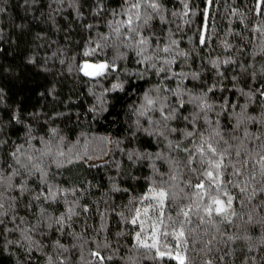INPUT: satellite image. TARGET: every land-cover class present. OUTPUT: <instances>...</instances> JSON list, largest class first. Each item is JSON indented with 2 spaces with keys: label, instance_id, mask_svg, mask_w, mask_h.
<instances>
[{
  "label": "trees",
  "instance_id": "obj_1",
  "mask_svg": "<svg viewBox=\"0 0 264 264\" xmlns=\"http://www.w3.org/2000/svg\"><path fill=\"white\" fill-rule=\"evenodd\" d=\"M159 3V13L143 5L140 9L142 19L152 16L141 33L149 37L148 54L153 60L138 64L134 48L121 46L124 59L116 61L118 71L97 81L85 77L79 65L86 59L112 60L115 51L105 47L93 57L82 53L90 41L94 47L101 42V35H111L110 24L127 18L124 10L128 5L123 0H0L4 9L0 12V176L7 178L19 169L10 155L17 146H23L22 162L27 155L34 160L40 158V166L47 172L42 178L39 172L29 174L20 169L11 182L25 183L29 191L21 195L13 188L0 197L8 211L3 217L5 223L0 224V264H48V257H52V264H176L167 258L153 259L154 249L134 248L140 223L134 226L128 222L135 208L154 203L140 198L154 186L153 181L160 184L161 174L165 180L176 174L178 180L166 186L176 192L184 188L189 195L192 190L185 187V182L195 183L198 175L183 167L187 152L168 147L171 141L191 150L194 141L199 143L198 137L185 139L179 131L169 133L158 110L144 117L133 111L143 103L144 93L156 87L179 89V99L184 101L207 93V103L213 105L207 118L232 145L231 155L224 162L240 166L247 161L245 179L252 171L259 179L260 155H264V0ZM168 46L170 53L156 51ZM164 60L173 61L164 65L171 69L168 75H184L162 80L165 74L156 75L149 64L155 62L160 67ZM213 61L219 66L214 67ZM141 72L143 78L138 75ZM193 73L198 74L197 79H193ZM115 83H122L123 89L110 90ZM213 85L214 90L207 92ZM162 94L168 97L170 106L179 107L177 96ZM168 111L165 109V114ZM199 111L196 105L186 103L178 118L167 122L168 127L192 130L182 117L192 120ZM238 114L246 119L236 128ZM203 117L201 113L195 128L207 136L211 129ZM52 129L57 130L55 138ZM161 131L164 135L159 134ZM44 142L50 144L53 153L63 151L65 155L41 158ZM215 146L221 150L228 147L223 141ZM69 149H74V154ZM88 150L92 154L97 150L96 155L82 154ZM236 151L241 152L239 158ZM134 153L142 154L141 158L133 155L129 159ZM49 188L57 192L55 201L44 196L33 199L41 192L48 195ZM232 193L237 197L233 202L237 216L230 227L219 224L217 231L210 224L197 225L195 215L193 223L185 225L187 244L182 248L186 247L188 264H205L208 260L213 264H264V207H260L264 194L248 203L237 189ZM10 201L13 208H8ZM188 203L182 200L178 207ZM178 207L166 208V214L175 218ZM41 209L45 210L43 214ZM149 210L152 212L151 207ZM14 214L15 222L11 219ZM61 216L62 226L55 222ZM145 218L154 223L157 217L152 212L148 217L141 216V220ZM17 224L28 229L31 242L25 241L20 231H7ZM192 228L195 232L190 233ZM228 235L235 239L228 241ZM161 238L176 250L172 236ZM9 239L19 240L21 246L6 244ZM96 252L102 260L93 255Z\"/></svg>",
  "mask_w": 264,
  "mask_h": 264
},
{
  "label": "snow or ice",
  "instance_id": "obj_2",
  "mask_svg": "<svg viewBox=\"0 0 264 264\" xmlns=\"http://www.w3.org/2000/svg\"><path fill=\"white\" fill-rule=\"evenodd\" d=\"M128 7L124 10L127 18L123 21H117L115 25H109L111 28V35H101L100 43H95V46L92 45V41L89 42L90 46L86 48L82 55L84 57H93L96 55L97 50L103 51L105 47L112 48L115 51V56L112 60L104 59L100 61L93 60H84L82 64L79 65V71L83 73L85 77H88L92 80L99 81L100 79H105L109 75L118 71V65L116 63L117 60L124 59V54L120 52V47H131L135 50V55L139 57L136 60L138 64H144L146 61L151 62L153 60V55L148 54V48L150 47L149 37L144 36L141 33V28L145 25H148L149 21L152 19L151 15L145 16L143 19L141 17L140 9L143 6L150 8L153 12L159 13L161 11V4L159 0H123ZM211 2V0H210ZM185 7L187 5L185 4ZM102 10V8L100 9ZM4 9L0 7V12H3ZM99 14V11L97 12ZM115 14V13H114ZM163 16H161V21L163 22ZM140 22V23H137ZM88 27H91L89 25ZM124 29V31H122ZM112 37H115L113 39ZM206 41L203 37L200 39V43L204 44ZM172 44H175L176 41H172ZM157 52L162 51L164 53H170L172 51L171 47H163L162 49H157ZM179 55H183V53H179ZM158 58V57H157ZM173 63L172 60H164L160 67H157L155 62L149 64L152 69H155V74L160 75L164 73L162 76V80H170L176 76L184 75L183 73H175L172 72L171 75H168L171 72L170 68H166L164 65H171ZM213 66L218 67L219 63L217 61H213ZM224 63H228V61H224ZM140 78H143V72L138 73ZM223 75V74H221ZM193 79L198 78V74H192ZM215 88V85L209 87L207 92H212ZM122 90V83L112 84V91ZM109 89H105L108 91ZM163 92H171L172 95L178 97L179 107L170 106L168 103V97L163 95ZM155 93V95H153ZM261 95L264 96V92H261ZM181 93L179 89L171 90L168 88L156 87L154 89H150L149 91L144 93L143 103L139 108H135L133 111L138 117L147 116L148 113L153 111H159L164 128L167 129L169 133L181 132L185 139L198 137L199 143H195L194 148H180L179 144L173 145L171 141L168 143L169 149L176 151L177 149L187 152L188 155L185 159V163L183 165L184 168L190 174H198L196 178V182L193 183L191 180H187L185 182V187L191 189V195L185 192L184 188H180L179 192L170 191L166 186L169 181L176 182L178 180V176L173 174L168 177L167 180L163 178V174H161V181L159 185H156V182L153 181V187L149 188L148 193L141 197V201L148 200L154 201V203L150 204L151 210L156 214V221L152 223V232L150 236L142 235L145 231L144 229V221L141 220V216L148 217L149 215V207L143 208H135L134 215L128 221L132 225H137L140 223V231L135 232V241L136 243L133 245L134 248H143L146 250H155V256L153 259L164 260L165 258L169 260L176 261V264H188L187 256L184 254L186 252V247L182 248V244L186 246L187 240L185 225L192 224V216H198L197 225L210 224L216 228L217 231H220L218 225L219 224H227L229 227L233 223V217L237 216V212L233 208V202L237 199L236 196L233 195L232 189H237L238 192L247 198L248 203H251L253 199L257 196H261L264 194V155H260V169H259V179H257V174L255 171H252L248 174V178L245 179L244 167L247 165V161L241 162L240 166L236 164L228 163L226 164L225 159L231 155L229 149L232 145L228 144V141L224 140L221 132L217 128H212V121L208 120L207 112L213 109V105L207 103V93L203 96H195L190 97L188 101H184L183 99H179ZM186 103H192L196 105L200 109L199 112H196L192 118L189 120V117H182L183 120L188 121L192 125V130L178 129V128H169L167 122L173 119L178 118L179 110L185 107ZM158 106V108H157ZM232 107H235L233 105ZM165 109H169L168 113L165 114ZM204 113L205 123L208 124L209 129H211L207 136L204 135L203 132L197 131L195 128L196 121L200 119V114ZM246 117L243 114H238L237 123L235 125L236 128H239L241 124L245 122ZM247 119H252L251 117H247ZM137 126L139 127V120L136 121ZM160 123V122H157ZM218 123V122H217ZM144 131L148 132L147 129ZM150 135L152 133H149ZM160 135H164V132L161 131ZM51 135L55 138L58 133L56 129L51 130ZM247 135V133H245ZM166 138V137H165ZM219 138V139H217ZM235 139V138H234ZM259 139V137H258ZM221 141L228 147L223 148V150L219 149L215 145L219 144ZM23 146H17L16 150L10 155L13 157L15 164L19 165V169L13 171L11 175L7 178L0 176V197L3 196V192L7 190H11L15 188L23 195L25 192L29 191L25 183H21L19 185H14L12 181V177L20 174V169H23L25 172L31 174L34 170L35 172L41 173V177H46L47 172L41 168L40 166V158H35L32 155H27L25 157L26 162H22L21 156L24 153L21 152V148ZM60 156L63 157L65 153L63 151H57L53 153L52 147L48 142H44V150L41 151L40 157L46 156ZM133 155L137 158H141L142 154L134 153L129 154V159H133ZM235 156L239 158L241 156L240 151L235 152ZM148 158V157H143ZM157 158H160L159 154H157ZM172 164V161H169ZM176 166L179 167V161H176ZM193 165H199V167H194ZM11 167V165L9 166ZM204 170L201 172L200 169ZM231 168L232 171L228 172V169ZM227 173V177L225 176ZM236 178V179H233ZM47 184V181H44ZM253 182H255V187H253ZM251 189V191H250ZM119 191V189H117ZM63 191V190H59ZM41 196H44L45 200L51 199L53 201L57 198V192L53 191L51 188L48 189V195H45L41 192L39 195L33 197L34 200H39ZM205 197H207V202H205ZM135 199V198H134ZM15 198H12L14 201ZM182 200H189L185 206H180V202ZM14 204L10 201L8 202V208H13ZM175 218L171 215H167L165 209L177 208ZM260 207H264V196H262ZM44 209H41V213H44ZM69 213H72V209H69ZM202 213V215H201ZM8 215V211L6 209L5 201L0 199V224H4L5 221L3 217ZM219 218L217 220L216 218ZM12 221L15 222L17 216L14 214L11 217ZM64 217H59L55 222L57 224L63 223ZM251 220V217H249ZM169 221L170 223H166ZM21 223H23V218H21ZM177 225L179 228L177 229ZM161 226H163L164 230H161ZM51 227V225H49ZM170 229V230H169ZM35 230V226L33 227V231ZM8 232L20 231L23 239L25 241L31 242V237L27 235L28 229H21L20 225H16L13 229H7ZM189 232H195V228L189 230ZM168 236H172L173 239L176 240V250L173 251L169 248L168 244H164L163 248L166 250H162L161 245V237L167 238ZM215 239V237H213ZM235 237L232 235L227 236L228 241L234 240ZM151 240V242H149ZM212 240L207 241V244L210 245ZM6 244H16L17 246H21V242L19 240H7ZM58 247H63L59 245L57 241ZM209 251L212 249L209 248ZM97 258L103 259L98 252L93 253ZM223 256L220 257L223 260ZM48 264H52V257H48ZM134 264V262H133ZM205 264H213L212 260H208Z\"/></svg>",
  "mask_w": 264,
  "mask_h": 264
},
{
  "label": "rangeland",
  "instance_id": "obj_3",
  "mask_svg": "<svg viewBox=\"0 0 264 264\" xmlns=\"http://www.w3.org/2000/svg\"><path fill=\"white\" fill-rule=\"evenodd\" d=\"M99 140H101V139H99ZM109 147H110V145H109ZM109 147L107 148V146H106V150H107V152L109 151ZM74 150V149H73ZM73 150H71V149H69L68 151L70 152V153H72V154H74V151ZM77 149H75V151H76ZM67 151V152H68ZM73 151V152H72ZM96 151L97 150H95L94 152H93V154L92 153H90L89 152V150L88 151H84V152H82V154L83 155H87V156H89L90 154L91 155H96ZM104 152H106L105 150H103ZM68 152V153H69ZM107 152H106V154L105 153H103V155L104 156H106L107 155ZM81 155V154H80ZM104 158V157H103ZM100 160V159H99ZM35 161V160H34ZM146 206H142L140 209L141 210H143V208H145ZM150 208V207H149ZM150 214L152 215V212L149 210V216H150ZM143 216V215H142ZM145 217V216H144ZM142 221H144L145 223H144V229H145V231H144V233H146L147 235H151V232H152V227H151V225H152V220L150 219V218H145V219H142ZM148 231H151V232H148ZM149 242H151V240H149ZM164 244H166V242H165V240H163L162 238H161V245H160V247H161V249L162 250H166V249H164L163 248V245ZM171 249V248H170ZM172 250V249H171Z\"/></svg>",
  "mask_w": 264,
  "mask_h": 264
}]
</instances>
